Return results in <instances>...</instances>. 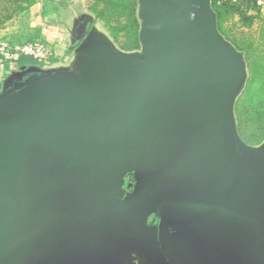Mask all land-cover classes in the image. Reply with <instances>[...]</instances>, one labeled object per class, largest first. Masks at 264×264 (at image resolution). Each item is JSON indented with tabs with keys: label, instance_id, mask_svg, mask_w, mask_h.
I'll list each match as a JSON object with an SVG mask.
<instances>
[{
	"label": "water",
	"instance_id": "1",
	"mask_svg": "<svg viewBox=\"0 0 264 264\" xmlns=\"http://www.w3.org/2000/svg\"><path fill=\"white\" fill-rule=\"evenodd\" d=\"M135 2L137 49L94 23L68 61L6 68L0 264H120L134 245L171 264L152 215L191 264H264V139L234 115L245 56L211 0Z\"/></svg>",
	"mask_w": 264,
	"mask_h": 264
},
{
	"label": "rangeland",
	"instance_id": "2",
	"mask_svg": "<svg viewBox=\"0 0 264 264\" xmlns=\"http://www.w3.org/2000/svg\"><path fill=\"white\" fill-rule=\"evenodd\" d=\"M100 9L101 6H95L93 0H35V4L32 7L15 15L11 20L0 26V42L9 41L12 43H21L32 38L46 39L50 46L52 45V48L58 56L54 62L63 63L68 61L71 51L78 44V42L74 45L69 44L66 31L68 22L72 17L74 21L88 17L91 21L90 24L95 23L102 30L106 31L110 35L115 46L119 49L123 51L137 49L136 33L131 19L126 15L121 16L118 19L119 25H117L115 19H112L111 26H119L120 28L119 33L113 36L108 31V27H106L102 21L96 19L95 10L100 11ZM1 11L2 9L0 8V13ZM115 12L116 13L112 14L115 15L119 11L116 10ZM250 15H256L255 11H251ZM43 30L46 31L44 33L45 37L42 36L43 32L41 33ZM221 30L222 35L230 42L235 41L239 43L240 46H242L243 43H249L257 52L264 51V11L254 16L252 20H248L246 17L233 12L226 13L221 24ZM47 36H49V38ZM131 44H134V48L127 50ZM27 64L44 65L46 63L39 64L33 61V63ZM5 71L6 69L0 71V81ZM247 71L249 77L248 68ZM244 91L245 88L237 98L234 108L237 129L241 139L245 143L257 145L264 139V108L261 110V104L254 103L250 99L244 101ZM128 177L125 176L123 178L122 184V188L127 193L129 192L126 191L128 186L130 188L134 183L133 177L131 175ZM150 219L151 221L153 220V222L148 224ZM145 223L152 226L147 235L158 243L160 251L171 264H191L189 261L187 262L184 256L177 257L174 252H180V248L174 241L171 243V230H163L160 236L159 219L157 216L152 215L148 217ZM118 256L120 258V264H153V259L148 251L136 245L132 248H125ZM198 262L199 261H196V264H199ZM114 263L115 262L111 259L108 264Z\"/></svg>",
	"mask_w": 264,
	"mask_h": 264
},
{
	"label": "trees",
	"instance_id": "3",
	"mask_svg": "<svg viewBox=\"0 0 264 264\" xmlns=\"http://www.w3.org/2000/svg\"><path fill=\"white\" fill-rule=\"evenodd\" d=\"M95 6H101L100 11L95 10L96 19H99L108 27V31L111 35L116 36L120 28L119 26H111L112 19H115L117 25H119L118 19L121 16L126 15L131 19V23L134 25L135 35L137 39V22L135 19V0H93ZM35 4V0H0V8L2 9L0 13V26L5 22L11 20L15 15L20 14L32 7ZM211 6L213 11L217 16V27L219 32L222 34L221 24L225 18L226 13H236L248 20H252L256 15H245L242 10L234 5H222L216 6L215 0H211ZM119 12L115 15L112 13ZM109 13V14H108ZM39 38H32L26 42H32L38 40ZM21 42V43H26ZM15 43V42H14ZM20 44V42H16ZM137 43V42H136ZM238 50L242 51L245 56L247 68L249 70V77L246 83L245 91L243 94L244 101L247 99L252 100L254 103L261 104V110L264 108V51L257 52L254 50L249 43H243L242 46L239 43L233 41L231 42ZM134 48V44L130 45L127 50ZM29 59V60H28ZM27 63H33L30 58H21L18 60L16 65H25Z\"/></svg>",
	"mask_w": 264,
	"mask_h": 264
},
{
	"label": "built area",
	"instance_id": "4",
	"mask_svg": "<svg viewBox=\"0 0 264 264\" xmlns=\"http://www.w3.org/2000/svg\"><path fill=\"white\" fill-rule=\"evenodd\" d=\"M215 4L216 6L234 5L245 15H250L251 11L259 14L264 11V0H215ZM23 57L30 58L39 64H49L58 58L46 39L20 44L9 41L0 42V71H4L8 66H15Z\"/></svg>",
	"mask_w": 264,
	"mask_h": 264
},
{
	"label": "flooded vegetation",
	"instance_id": "5",
	"mask_svg": "<svg viewBox=\"0 0 264 264\" xmlns=\"http://www.w3.org/2000/svg\"><path fill=\"white\" fill-rule=\"evenodd\" d=\"M90 23H91V21L88 17H84L83 19H79L77 21H74L73 17L70 19V21L68 22V25H67V29H66L70 45L76 44L78 42V40L80 39V37L84 36V33L87 32L92 25ZM53 62H50V63H53ZM130 190H131V187L128 188L126 191L130 192ZM153 217H152V219L154 220L155 217L154 218ZM153 220L151 221V219H150L149 220L150 222L148 224L152 223Z\"/></svg>",
	"mask_w": 264,
	"mask_h": 264
},
{
	"label": "crops",
	"instance_id": "6",
	"mask_svg": "<svg viewBox=\"0 0 264 264\" xmlns=\"http://www.w3.org/2000/svg\"><path fill=\"white\" fill-rule=\"evenodd\" d=\"M42 32H43V33H42ZM45 32H46L45 30L41 31L42 36H44V37H45V35H44ZM47 37L49 38V36H47Z\"/></svg>",
	"mask_w": 264,
	"mask_h": 264
}]
</instances>
